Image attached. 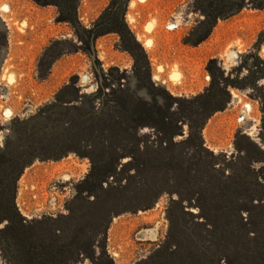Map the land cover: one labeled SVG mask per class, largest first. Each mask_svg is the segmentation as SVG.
<instances>
[{"label":"trees","instance_id":"obj_1","mask_svg":"<svg viewBox=\"0 0 264 264\" xmlns=\"http://www.w3.org/2000/svg\"><path fill=\"white\" fill-rule=\"evenodd\" d=\"M34 1L57 6L84 44L119 35L152 100L125 85L122 73L116 87L103 71L105 86L99 82L91 96L74 75L54 102L15 124L0 142V264H78L83 257L104 264L114 218L149 210L164 194L171 196L168 234L138 264H264V117L260 142L239 136V156L231 161L204 139L209 119L233 103V91L253 92L264 115V31L231 71L210 61L204 93L177 97L153 81L150 56L126 19L131 0H112L90 29L80 21L81 0ZM195 7L203 19L185 39L190 46L246 7L264 10V0H196ZM6 42L0 30V51ZM50 56L47 50L40 67L59 58ZM4 128L0 120V133ZM70 154L91 161L70 213L30 221L17 200L25 171L38 160Z\"/></svg>","mask_w":264,"mask_h":264},{"label":"rangeland","instance_id":"obj_2","mask_svg":"<svg viewBox=\"0 0 264 264\" xmlns=\"http://www.w3.org/2000/svg\"><path fill=\"white\" fill-rule=\"evenodd\" d=\"M111 1L81 0L79 16L83 26L90 29ZM134 1V7L130 8L129 4L126 19L150 56L153 81L177 97L204 93L211 84L210 61L217 59L231 71L242 57L253 51L264 31V10L246 7L241 13L219 21L205 42L190 46L185 44V39L203 19L196 10V0ZM0 30L7 40L0 51V120L5 127L0 133L1 143L13 135L16 123L54 102L74 75L80 76L83 92L91 96L98 93L100 83L105 84L103 71L116 87L122 73L125 76L121 81L125 85L152 100L148 90L139 86L134 59L119 35L98 38L93 50L91 44L79 40L70 23L61 20L57 6L38 5L34 0H0ZM47 50L50 58H59L40 67ZM260 53L264 58V46ZM108 90L105 88L104 92ZM233 96V103L211 117L204 130L206 146L227 161L239 156L236 148L239 136L260 142L264 117L261 101L253 92L233 91ZM90 169L91 161L77 154L59 161H36L19 183L17 200L24 216L33 221L49 214L68 215L78 196V186ZM170 205L171 196L164 194L149 210L115 217L101 261L138 264L148 258L166 239ZM78 264L96 262L83 257Z\"/></svg>","mask_w":264,"mask_h":264},{"label":"bare ground","instance_id":"obj_3","mask_svg":"<svg viewBox=\"0 0 264 264\" xmlns=\"http://www.w3.org/2000/svg\"><path fill=\"white\" fill-rule=\"evenodd\" d=\"M135 6V1L134 0H132L131 1V4H130V8H132V7H134ZM130 20L132 21V22H134V18L133 17H130ZM156 77H158V76H156Z\"/></svg>","mask_w":264,"mask_h":264},{"label":"built area","instance_id":"obj_4","mask_svg":"<svg viewBox=\"0 0 264 264\" xmlns=\"http://www.w3.org/2000/svg\"><path fill=\"white\" fill-rule=\"evenodd\" d=\"M18 205H19V207H20V209H21V204L19 203V200H18ZM22 210V209H21ZM48 216H56V215H53V214H49V215H45V216H42V217H48Z\"/></svg>","mask_w":264,"mask_h":264},{"label":"water","instance_id":"obj_5","mask_svg":"<svg viewBox=\"0 0 264 264\" xmlns=\"http://www.w3.org/2000/svg\"><path fill=\"white\" fill-rule=\"evenodd\" d=\"M92 49L94 50V42H92ZM94 59H95V56H94Z\"/></svg>","mask_w":264,"mask_h":264}]
</instances>
